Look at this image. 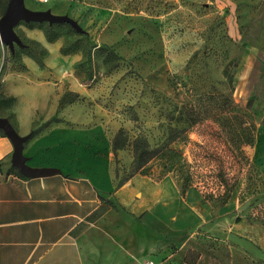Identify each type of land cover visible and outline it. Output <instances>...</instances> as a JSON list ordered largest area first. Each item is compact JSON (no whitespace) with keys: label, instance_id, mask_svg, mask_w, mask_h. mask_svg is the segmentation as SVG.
<instances>
[{"label":"rangeland","instance_id":"rangeland-1","mask_svg":"<svg viewBox=\"0 0 264 264\" xmlns=\"http://www.w3.org/2000/svg\"><path fill=\"white\" fill-rule=\"evenodd\" d=\"M9 2L0 0V20ZM34 2L71 17L80 34L63 27L49 42L44 29L33 28L60 49V59L44 67L54 72L42 86L53 88L50 98L39 84L20 87L21 105L45 103L28 141L61 125L65 135L59 138L78 139L64 149L93 156L113 180L100 211L80 229L92 247L93 225L108 214L109 223L123 222L119 233L128 236L137 221L148 232L136 242L100 237L91 264H264V0ZM26 29L23 21L15 28L30 49L43 45ZM15 47L13 54L0 45V99H17L6 92L5 77L23 72L31 58ZM62 48L71 53L63 55ZM75 94L79 100L72 101ZM17 105L18 99L2 114ZM55 105L61 121L33 135L55 116ZM245 126L254 142L239 146ZM118 133L125 146L115 153ZM138 137L150 149L174 148L177 156L171 161L164 149L134 174ZM188 172L192 182L182 192ZM169 181L172 194L165 190ZM130 182L134 189L125 205L117 192ZM165 194L174 199L170 206L166 198L160 203L159 216L157 202ZM183 215L186 221L179 222Z\"/></svg>","mask_w":264,"mask_h":264},{"label":"crops","instance_id":"crops-1","mask_svg":"<svg viewBox=\"0 0 264 264\" xmlns=\"http://www.w3.org/2000/svg\"><path fill=\"white\" fill-rule=\"evenodd\" d=\"M24 5L31 11H42L34 0H24ZM25 32L48 50L49 54L44 59L47 66L58 64L60 49L46 41L41 30L26 29ZM24 64L28 70L7 73L4 80L6 92L18 99V105L11 110L15 120L11 119V113L2 116L10 121L20 136L29 137L37 118L46 112L45 103L41 106L21 105L20 87L39 84L42 96L47 94L50 98L53 88L45 90L42 86L50 83L45 79L54 72L40 67L32 58L25 59ZM56 108L53 106L51 116L56 114ZM60 135L65 134L63 126L58 125L49 134L25 142L22 157L30 168L37 170L36 174L29 175L14 165V142L0 130V264H91L92 257L98 256L96 250L100 248L96 245L101 246L100 237L107 235L112 242L118 243L136 242L142 234L148 235L144 225L138 221L132 222V233L128 236L119 233L116 226L123 222L109 223L108 214L102 222L93 225L92 229L98 232H93L94 245H90L91 240L80 229L91 223L90 218L100 211L102 197H107L112 191L113 180L93 156H78L77 149H64L65 145H71L78 139L59 138ZM54 145L62 147L53 152L45 151ZM170 183L167 182L165 190L172 189V194L176 190ZM133 189V182L121 186L117 192L119 201L127 205ZM124 193H127L128 200L124 199ZM165 198L170 206L169 201L173 197L169 198L168 194L158 199L157 204L164 202ZM162 206L156 207L159 216L164 215ZM186 218L183 215L178 221L184 222Z\"/></svg>","mask_w":264,"mask_h":264},{"label":"trees","instance_id":"trees-1","mask_svg":"<svg viewBox=\"0 0 264 264\" xmlns=\"http://www.w3.org/2000/svg\"><path fill=\"white\" fill-rule=\"evenodd\" d=\"M5 15V14H4ZM29 28H40L45 30V35L47 37V40L49 42H54L58 38V34L56 31L58 29H63V27H68L70 28V32L74 34H80V31L74 28L71 24L69 23H54L50 24L49 22H41V23H35V22H24ZM19 36V35H18ZM20 37V36H19ZM22 40V38L20 37ZM38 47L37 49H30L28 45L24 43L22 40V46H19V50L28 52V56L33 58L39 65L40 67L44 68L45 67V62L44 59L48 56L49 52L48 50L41 44L39 43H34ZM11 51L13 54H16L17 48L14 46V48H11ZM61 53L63 55H68L71 52L64 50L63 48L61 49ZM111 53L114 54L116 53L115 51L111 50ZM92 52L91 50L88 52V59L91 58ZM23 71L26 70V66L22 65ZM176 87L181 88V83L178 81H175ZM79 95L75 94L74 99L72 101H77L79 100ZM17 99L14 97H3L0 99V118H3L2 116V111L9 106L10 108L16 105ZM204 107V106H202ZM201 109V106H200ZM2 110V111H1ZM60 118H58L56 115L53 116L48 122L44 123L43 125L37 127L33 133V135L40 133L44 128H47L51 123L53 122H60ZM121 134V133H120ZM239 141L241 145L245 144H252L254 142V135L252 134V129L249 126H245L241 128V133L239 135ZM236 146V144H234ZM125 144L123 142H120L119 140V133L115 137L113 141V151L116 153L118 149L123 148ZM166 149L169 152L170 160L173 161L174 156H177L178 151L174 148H170L169 146H162V147H156L150 149L147 144L142 140V138L138 137L134 141V150H135V173H138L141 168H143L149 161H151L153 158L158 157L163 151ZM174 164V162H172ZM172 165L171 167H173ZM177 168H173L175 170ZM20 176L25 177V175L19 173ZM190 173L184 177L183 181V189L182 192H185L187 190V187L190 185L191 177Z\"/></svg>","mask_w":264,"mask_h":264},{"label":"water","instance_id":"water-1","mask_svg":"<svg viewBox=\"0 0 264 264\" xmlns=\"http://www.w3.org/2000/svg\"><path fill=\"white\" fill-rule=\"evenodd\" d=\"M22 21L27 23L49 22L50 24L66 22L78 30L76 22L69 16H58L50 11H31L25 7L24 0H10L7 11L0 20V45L7 44L12 49L15 44L22 46V40L15 30ZM0 130H3L14 142V165L25 174H36L37 170L30 168L22 157L24 144L29 137L20 136L7 118H0Z\"/></svg>","mask_w":264,"mask_h":264},{"label":"built area","instance_id":"built-area-1","mask_svg":"<svg viewBox=\"0 0 264 264\" xmlns=\"http://www.w3.org/2000/svg\"><path fill=\"white\" fill-rule=\"evenodd\" d=\"M41 2L48 3L50 0H40Z\"/></svg>","mask_w":264,"mask_h":264},{"label":"flooded vegetation","instance_id":"flooded-vegetation-1","mask_svg":"<svg viewBox=\"0 0 264 264\" xmlns=\"http://www.w3.org/2000/svg\"><path fill=\"white\" fill-rule=\"evenodd\" d=\"M17 33V32H16ZM16 45V44H15Z\"/></svg>","mask_w":264,"mask_h":264}]
</instances>
